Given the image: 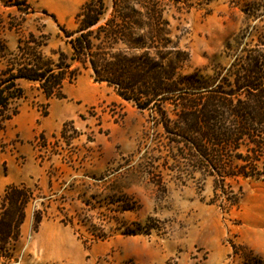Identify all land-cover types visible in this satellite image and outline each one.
<instances>
[{
  "label": "rangeland",
  "instance_id": "obj_1",
  "mask_svg": "<svg viewBox=\"0 0 264 264\" xmlns=\"http://www.w3.org/2000/svg\"><path fill=\"white\" fill-rule=\"evenodd\" d=\"M85 1L0 0V40L13 52L20 35L45 33L47 54L68 50L60 25L73 29ZM254 1L264 5H165L173 33L190 54L185 73L227 64L226 46L236 34L247 25L255 33L264 29V8L255 10L262 18L247 20ZM5 63L0 58V70ZM20 83V112L0 131V207L9 184H26L36 197L13 245L15 258L0 264H237L238 245L264 255V179L234 183L241 200L227 212L220 200L213 203L212 178L177 160V147L150 113L95 81L91 70L65 83V98L49 99L37 83ZM32 113L37 121L23 128ZM37 210L44 215L35 230ZM87 224L108 237L93 241Z\"/></svg>",
  "mask_w": 264,
  "mask_h": 264
},
{
  "label": "trees",
  "instance_id": "obj_2",
  "mask_svg": "<svg viewBox=\"0 0 264 264\" xmlns=\"http://www.w3.org/2000/svg\"><path fill=\"white\" fill-rule=\"evenodd\" d=\"M192 1L86 0L73 29L60 25L68 50L50 54L45 52V33L20 35L13 52L0 40V58L6 60L0 70V131L20 112L25 96L21 80L37 83L49 99L65 98V83L91 70L95 81L150 113L177 147L178 161L186 160L194 173L212 178L213 203L220 200L227 212L239 207L241 194L234 183L264 179V29L255 33L247 25L236 34L226 46L227 64L215 63L210 73H185L190 54L173 33L165 5L184 7ZM259 4L254 1L246 10L249 22L262 18L255 13L264 8ZM35 197L26 184L6 186L0 207V261L15 258L13 245L21 238ZM43 215L35 211V230ZM85 226L93 241L108 237L93 224ZM233 253L237 264H264V255L248 246L238 245Z\"/></svg>",
  "mask_w": 264,
  "mask_h": 264
},
{
  "label": "crops",
  "instance_id": "obj_3",
  "mask_svg": "<svg viewBox=\"0 0 264 264\" xmlns=\"http://www.w3.org/2000/svg\"><path fill=\"white\" fill-rule=\"evenodd\" d=\"M35 121H37V116L32 113L26 118L23 128H26L27 125H33Z\"/></svg>",
  "mask_w": 264,
  "mask_h": 264
}]
</instances>
